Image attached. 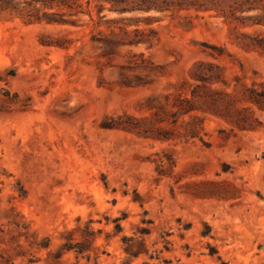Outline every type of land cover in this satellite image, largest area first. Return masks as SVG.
<instances>
[{"label":"rangeland","instance_id":"rangeland-1","mask_svg":"<svg viewBox=\"0 0 264 264\" xmlns=\"http://www.w3.org/2000/svg\"><path fill=\"white\" fill-rule=\"evenodd\" d=\"M81 2L75 25L0 14V264H264V109L173 107L201 106L199 63L260 91L264 26Z\"/></svg>","mask_w":264,"mask_h":264},{"label":"trees","instance_id":"trees-1","mask_svg":"<svg viewBox=\"0 0 264 264\" xmlns=\"http://www.w3.org/2000/svg\"><path fill=\"white\" fill-rule=\"evenodd\" d=\"M83 0H0V14L8 13L19 18L25 24L46 23V24H72L76 21L66 19L72 18L80 13ZM116 6L118 11H126L136 7L140 10H150L151 8L159 11H211L214 10L218 16L225 20L232 19L242 26H264V0H103ZM91 0H85L88 6ZM261 11L259 15L236 16L237 13L244 14L251 11ZM138 33L137 30H135ZM152 31V30H150ZM250 43L245 44L248 48L264 54V38L249 37ZM150 41V40H149ZM140 43L139 41H128V45ZM244 45V44H243ZM196 66L206 68L205 72H200L196 76L201 84L195 86V91L191 94L192 99H198L201 106L191 108L193 102L180 100L174 104L177 110L174 116L189 115L191 122L197 124V116H191L193 111L210 113L221 117L235 126L239 130L250 129L246 126L248 121V107H239L238 104L244 102L264 109V86L261 85L260 91L254 87L247 90V94H242L243 98L238 102L235 96L223 91L212 89L214 83L221 82L216 67L211 64L199 63ZM196 68V67H195ZM214 70V72H213ZM211 71V72H210ZM209 73V74H208ZM186 103L188 107L182 106ZM175 121V120H174ZM197 130L194 128L190 137H196Z\"/></svg>","mask_w":264,"mask_h":264}]
</instances>
